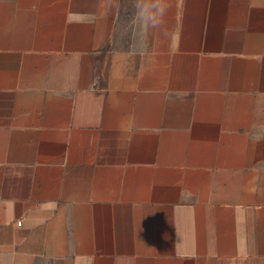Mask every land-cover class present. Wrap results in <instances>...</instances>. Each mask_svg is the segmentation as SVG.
<instances>
[{
    "label": "crops",
    "instance_id": "crops-1",
    "mask_svg": "<svg viewBox=\"0 0 264 264\" xmlns=\"http://www.w3.org/2000/svg\"><path fill=\"white\" fill-rule=\"evenodd\" d=\"M129 1L0 0V264H264V0Z\"/></svg>",
    "mask_w": 264,
    "mask_h": 264
},
{
    "label": "rangeland",
    "instance_id": "rangeland-1",
    "mask_svg": "<svg viewBox=\"0 0 264 264\" xmlns=\"http://www.w3.org/2000/svg\"><path fill=\"white\" fill-rule=\"evenodd\" d=\"M142 30V13L135 0H130L120 17L119 26L114 38L118 48H140Z\"/></svg>",
    "mask_w": 264,
    "mask_h": 264
},
{
    "label": "built area",
    "instance_id": "built-area-1",
    "mask_svg": "<svg viewBox=\"0 0 264 264\" xmlns=\"http://www.w3.org/2000/svg\"><path fill=\"white\" fill-rule=\"evenodd\" d=\"M18 224H22V221H21V220H19V221H18Z\"/></svg>",
    "mask_w": 264,
    "mask_h": 264
}]
</instances>
